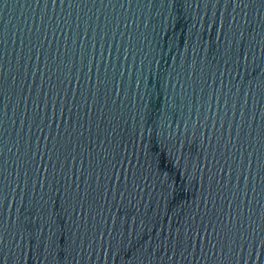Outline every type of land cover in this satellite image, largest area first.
Here are the masks:
<instances>
[{
    "label": "water",
    "instance_id": "95a60500",
    "mask_svg": "<svg viewBox=\"0 0 264 264\" xmlns=\"http://www.w3.org/2000/svg\"><path fill=\"white\" fill-rule=\"evenodd\" d=\"M261 245L264 0H0V264Z\"/></svg>",
    "mask_w": 264,
    "mask_h": 264
},
{
    "label": "snow or ice",
    "instance_id": "6c2138e0",
    "mask_svg": "<svg viewBox=\"0 0 264 264\" xmlns=\"http://www.w3.org/2000/svg\"><path fill=\"white\" fill-rule=\"evenodd\" d=\"M53 215H55V213H53ZM261 252H264V245H261ZM260 255L261 253L257 254L255 259L253 260V257L251 255H249V257L247 258V261H252V264H257V262H259V264H264V261L260 260Z\"/></svg>",
    "mask_w": 264,
    "mask_h": 264
}]
</instances>
